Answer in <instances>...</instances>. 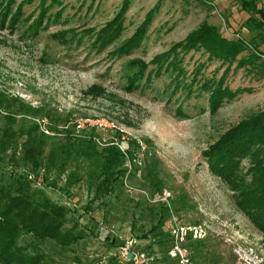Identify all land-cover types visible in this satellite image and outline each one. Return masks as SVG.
<instances>
[{"label":"rangeland","instance_id":"374dc122","mask_svg":"<svg viewBox=\"0 0 264 264\" xmlns=\"http://www.w3.org/2000/svg\"><path fill=\"white\" fill-rule=\"evenodd\" d=\"M122 1L57 0L36 35L27 27L38 13V1L24 4L23 18L33 11L31 18L22 19L14 31L0 29V90L32 107L42 106L61 116L69 115L82 125L80 128L89 130L96 126L105 140L117 133L121 140L132 138L149 144L148 152L155 153L175 181L189 191L201 214L200 222L208 225L206 238L215 242V246L205 242L195 249V258L198 253L205 255L203 261L195 260V264H223L215 263L211 250L221 251L223 257L233 254V264H264V235L233 204L232 192L208 170L201 156V151L225 129L249 114L264 110V78L247 73L244 67L234 69L237 57L225 83L232 90L246 91L224 100L211 113L208 90L202 83L217 79L225 64L208 60L200 50H191L182 56L180 73L166 70L148 83L142 78L133 91L125 89L129 61L140 58L149 62L203 21L219 27L228 37L250 38L252 34L241 26L248 13L240 9V0H129L123 14L124 27L115 41L97 50L93 37L79 38L83 30L97 31L111 20ZM157 3L139 46L127 54H116L114 49L134 33ZM259 4L264 7V0H258ZM60 30H69L67 38L73 30L78 38L61 44L51 38L52 33ZM200 63L204 66L193 78L195 66ZM154 67L155 64L149 63L146 73ZM92 84L104 89L100 96L85 93ZM124 120L130 121L131 126L121 122ZM128 182L141 187V171L129 177ZM46 191L54 198L60 195L51 189ZM71 193L72 201L82 207L87 199L85 187L79 182ZM129 196L137 198L136 194L122 190L112 199V208H100L93 213L102 220L98 228L100 237L107 231L118 236L115 247L109 249L102 239L88 236L66 248L50 240L33 241L44 253L46 264H107L108 253L122 260L119 249L124 244L134 252H144L147 244H135V236L131 235ZM66 198L62 196L61 200ZM80 223L90 224V221L83 217ZM111 225L110 230L105 227Z\"/></svg>","mask_w":264,"mask_h":264},{"label":"trees","instance_id":"16d2710c","mask_svg":"<svg viewBox=\"0 0 264 264\" xmlns=\"http://www.w3.org/2000/svg\"><path fill=\"white\" fill-rule=\"evenodd\" d=\"M33 1L0 0V29L14 31L22 19L31 18L33 11L23 18V6ZM37 1L38 13L27 27L33 35L39 32L42 20L49 17L48 11L57 0H50L48 4L46 0ZM240 1V9L248 13L241 26L252 34L250 38L228 37L219 27L203 21L182 40L156 54L149 62L140 58L129 61L127 66L130 72L126 74L125 89L133 91L139 87L142 78L148 83L153 76L157 77L166 70L180 73L182 56L191 50H200L208 60H219L220 65L225 64L217 79L202 83L204 89L208 90L207 101L211 113H215L224 100L246 91L232 90L225 83L231 64L237 57L234 69L244 67L247 73L264 78V49H261V45L264 46V7L258 5V0ZM128 4L129 0H123L118 13L111 20L97 31L83 30L79 38L89 35L93 37V46L103 50L120 36L124 27L123 14ZM157 8L158 3L146 13L144 21L134 33L114 49L116 54H127L139 46ZM71 31L68 38L69 30L52 33L51 38L67 44L72 38H78L77 32ZM149 63L155 64V67L146 73ZM203 66L204 63L195 66L193 78ZM103 90L101 86L92 84L85 93L100 96ZM0 121V264H46L44 253L33 241L41 243L50 240L66 248L88 236L102 239L109 249L115 247L118 236L107 231L100 237L98 228L102 220L93 213L100 208L109 210L113 206L112 199H116L122 190L126 192L123 181L126 156L118 145L133 158L141 149L140 141L132 138L121 140L117 133L105 140L96 126L89 130L78 128L69 115L61 116L42 106L32 107L1 90ZM121 122L131 126L130 121ZM143 143L141 163H133L129 177L141 171V187L149 195L164 189L171 190L172 210L180 222L199 223L201 214L189 191L175 181L155 153L148 152L150 145ZM201 156L208 170L232 192L233 204L264 235V110L249 114L225 129L201 151ZM79 182L85 187L87 198L82 207H77L72 201L71 193L73 186ZM46 189L60 195L54 198ZM62 196L67 197L65 201L61 200ZM129 201L130 230L131 235L135 236V244L146 243L144 252L147 255L174 264V260L167 256L170 243L169 209L162 203L148 202L142 195H137V198L129 196ZM83 217H87L90 224L82 225L80 220ZM141 219H145L144 223ZM105 227L110 230L113 225ZM212 241L206 236L188 241L194 264L195 260L201 262L205 258L202 253L195 258V249L205 245V242L215 246ZM210 252L215 255V263L235 262L231 253L223 257L221 251ZM105 257L107 264H133L132 258L121 256L120 260L111 253Z\"/></svg>","mask_w":264,"mask_h":264},{"label":"built area","instance_id":"2783aa9c","mask_svg":"<svg viewBox=\"0 0 264 264\" xmlns=\"http://www.w3.org/2000/svg\"><path fill=\"white\" fill-rule=\"evenodd\" d=\"M241 38L242 36L236 35ZM78 128L82 127L79 122L76 123ZM140 150L133 158H130L126 154L125 150L120 146L119 148L126 156L125 167L126 174L124 176V187L130 194L142 195L148 202L162 203L169 209V236L170 243L167 249V256L174 260V264H194L191 259V252L188 246L189 240H199L207 234V224L205 222L199 223H181L178 216L172 210L171 205V193L164 189L160 193L149 195L144 189L135 187L128 182V177L132 171L133 163L140 164L142 157V150L144 145L139 142ZM135 243V242H134ZM119 253L124 258H132L134 264H170L155 258L152 255H147L143 251L134 252L130 249L129 245H122L119 249ZM131 253V256H128Z\"/></svg>","mask_w":264,"mask_h":264},{"label":"water","instance_id":"95a60500","mask_svg":"<svg viewBox=\"0 0 264 264\" xmlns=\"http://www.w3.org/2000/svg\"><path fill=\"white\" fill-rule=\"evenodd\" d=\"M128 256L130 257L131 256V253H128Z\"/></svg>","mask_w":264,"mask_h":264}]
</instances>
